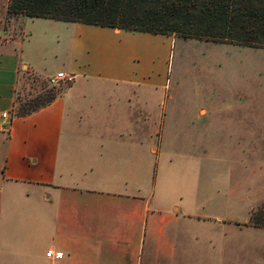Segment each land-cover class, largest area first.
Returning a JSON list of instances; mask_svg holds the SVG:
<instances>
[{
	"label": "crops",
	"instance_id": "crops-1",
	"mask_svg": "<svg viewBox=\"0 0 264 264\" xmlns=\"http://www.w3.org/2000/svg\"><path fill=\"white\" fill-rule=\"evenodd\" d=\"M7 3L0 0V125L23 66L73 79L0 129V264L169 263L179 234L218 238L209 245L238 251L235 264H264V228L246 223L258 202L247 219L235 216L244 200L242 179H233L240 153L223 161L220 183L207 170L213 136L240 143L257 130L224 121L212 131L210 104L184 105L183 91L160 83L150 34L161 33L51 18L67 22L72 59L42 74L45 37L34 53L24 50L32 39L25 20L50 17L15 15L17 40L3 26ZM122 31L138 40L116 38ZM48 248L63 254L48 257Z\"/></svg>",
	"mask_w": 264,
	"mask_h": 264
},
{
	"label": "rangeland",
	"instance_id": "rangeland-1",
	"mask_svg": "<svg viewBox=\"0 0 264 264\" xmlns=\"http://www.w3.org/2000/svg\"><path fill=\"white\" fill-rule=\"evenodd\" d=\"M13 17L4 19L3 26L12 31L18 40L21 33ZM25 21V28L32 33V39L24 44V50L30 48V53H34L39 48L35 46L37 36L43 34L45 37L43 54L39 57L42 74L55 72L56 69L66 70L72 59L69 37L63 38L67 22L51 18H27ZM126 33L122 31L115 37H120L125 43L129 42L128 39L131 42L138 40L135 36L138 34ZM150 35L154 39V62L151 66L159 75L160 83L171 90L183 91L184 105L197 102L199 98L210 104L212 131H218L224 121L242 123L244 129L246 123H250L253 130H257L252 141L243 136L244 141L240 143L224 142L226 136L222 140L213 136L210 141L211 165L207 170L211 174L212 184L220 183L227 171L223 161L240 153L243 164L233 166V179H242L244 200L235 216L241 220L247 219L248 206L258 202L251 208V218L249 216L246 223L264 228V47L179 35ZM65 85L64 80L52 83L48 77L23 66L19 69L14 108L32 107L46 101ZM216 208L211 206L209 213L217 212ZM255 220L257 224L253 222ZM243 229L251 230L245 226ZM209 240L214 242L219 239L179 234L170 262L160 264H235L240 261L238 251L226 247L223 253H219V248L211 247Z\"/></svg>",
	"mask_w": 264,
	"mask_h": 264
},
{
	"label": "trees",
	"instance_id": "trees-1",
	"mask_svg": "<svg viewBox=\"0 0 264 264\" xmlns=\"http://www.w3.org/2000/svg\"><path fill=\"white\" fill-rule=\"evenodd\" d=\"M6 10V19L24 14L264 47V0H8ZM57 94L12 115L33 112Z\"/></svg>",
	"mask_w": 264,
	"mask_h": 264
},
{
	"label": "built area",
	"instance_id": "built-area-1",
	"mask_svg": "<svg viewBox=\"0 0 264 264\" xmlns=\"http://www.w3.org/2000/svg\"><path fill=\"white\" fill-rule=\"evenodd\" d=\"M73 79V75L68 74L64 71H58L54 75L49 77V81L54 83L59 80H68L71 81ZM2 116L4 118V122L0 125V129L2 131L7 132L9 130L10 122L12 119V114L4 111L2 113ZM46 256L48 257H54V258H59L62 256L63 252L61 250H54L52 248H48L45 252Z\"/></svg>",
	"mask_w": 264,
	"mask_h": 264
}]
</instances>
